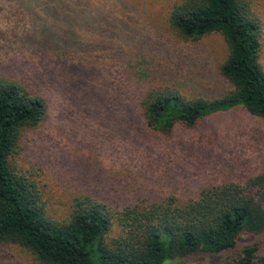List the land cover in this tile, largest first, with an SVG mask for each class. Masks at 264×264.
Listing matches in <instances>:
<instances>
[{
  "label": "rangeland",
  "instance_id": "1",
  "mask_svg": "<svg viewBox=\"0 0 264 264\" xmlns=\"http://www.w3.org/2000/svg\"><path fill=\"white\" fill-rule=\"evenodd\" d=\"M71 1L0 0V75L49 102L47 118L23 132L9 162L35 185L48 216L69 220L80 197L103 202L116 215L106 237L111 242L124 232L118 211L125 207L172 196L193 199L205 187L243 183L264 172V118L236 106L163 135L147 126L136 104L139 95L160 85L188 97L226 94L231 84L220 67L230 49L221 32L181 38L169 22L176 0H102L100 13L90 2L84 12L90 27L86 21L81 33L93 63L82 68L86 79L79 70L82 79L73 78L59 74L63 57L57 51L72 46L60 40V21L52 11L62 18L79 14ZM250 4L261 27L264 70V0ZM238 243L239 249L264 246V232H246ZM225 257L197 253L166 264H209ZM0 264L40 263L27 248L7 242L0 245Z\"/></svg>",
  "mask_w": 264,
  "mask_h": 264
},
{
  "label": "trees",
  "instance_id": "2",
  "mask_svg": "<svg viewBox=\"0 0 264 264\" xmlns=\"http://www.w3.org/2000/svg\"><path fill=\"white\" fill-rule=\"evenodd\" d=\"M90 2L98 4L96 13L102 12V0H72L71 9L80 13L63 18L52 8L53 17L60 21V40L72 46L57 51L63 57L60 75L80 79L77 75L84 79L89 75L82 68L93 62L81 28L86 21L90 27L91 20L84 16ZM169 14L171 28L185 40H199L213 31L225 36L230 51L220 71L231 88L215 98L188 97L169 85L151 88L136 103L147 126L171 135L177 127L193 128L205 117L236 106L264 118L261 27L250 0H176ZM48 113L44 95L0 75V245L18 243L40 264H166L197 253L226 255L209 264H264V246L255 243L239 249L238 243L246 232H264V172L243 183L205 187L193 199L172 196L125 207L118 211L124 232L111 242L106 237L116 215L103 202L80 197L69 220L48 216L35 185L16 173L9 162L23 132L42 123Z\"/></svg>",
  "mask_w": 264,
  "mask_h": 264
}]
</instances>
